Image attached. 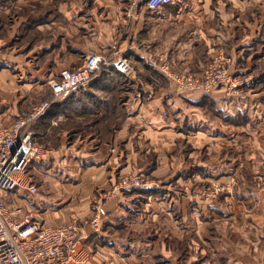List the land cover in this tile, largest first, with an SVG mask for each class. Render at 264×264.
<instances>
[{
	"label": "crops",
	"instance_id": "1",
	"mask_svg": "<svg viewBox=\"0 0 264 264\" xmlns=\"http://www.w3.org/2000/svg\"><path fill=\"white\" fill-rule=\"evenodd\" d=\"M257 1L151 9L127 0H0V127L50 99L49 81L88 53L121 54L134 68L125 82L100 71L34 127L48 153L32 164L43 186L27 210L38 207L50 224L84 223L102 204L101 228L86 240L91 264H264V189L253 199L251 186L240 188L244 158L247 171L264 173V128L248 131L264 122L256 117L264 103L249 91L252 60L264 58L255 50ZM227 45L230 72L247 85L181 92L163 74L200 73ZM130 171L151 180L111 191ZM211 181L226 189L200 199L194 189Z\"/></svg>",
	"mask_w": 264,
	"mask_h": 264
},
{
	"label": "built area",
	"instance_id": "2",
	"mask_svg": "<svg viewBox=\"0 0 264 264\" xmlns=\"http://www.w3.org/2000/svg\"><path fill=\"white\" fill-rule=\"evenodd\" d=\"M141 2L156 9L172 0H127L131 6ZM230 68V56L225 50H218L200 73L164 69L163 74L181 92L198 90L210 94L222 83L236 88L244 82L239 76H232ZM104 69H112L127 80L132 79L135 72L129 59L121 54L88 53L79 67L61 69L58 77L49 81L50 99L33 104L21 111L8 126L0 127V264H91L92 255L86 240L101 228L102 216L106 212L102 204L95 202L91 216L84 223L71 219L63 224H50L38 207L24 210L9 200L11 195L38 191L29 170L34 162L46 158L48 149L36 139V124L53 101L87 85ZM148 183L146 174L130 171L117 177L111 191ZM223 188L220 183L203 184L195 189V194L210 199Z\"/></svg>",
	"mask_w": 264,
	"mask_h": 264
},
{
	"label": "rangeland",
	"instance_id": "3",
	"mask_svg": "<svg viewBox=\"0 0 264 264\" xmlns=\"http://www.w3.org/2000/svg\"><path fill=\"white\" fill-rule=\"evenodd\" d=\"M253 17L256 19V23L258 24L257 26H258V37L257 38H259V39H261V41L263 42V44H261L260 42H259V44H257V46L255 47V48H253V50L255 49L256 51H257V56H259V55H263L264 54V0H258L257 1V5H256V7H255V11H254V15H253ZM230 45H227L226 46V50H225V53L228 55V56H230L229 54H230ZM245 56V55H244ZM253 57L255 56V55H252ZM252 57V58H253ZM256 57V56H255ZM230 58H231V56H230ZM210 60H211V57H210V59L209 60H207V62H206V64H208V62H210ZM252 62H254V63H252L253 65H252V67L253 68H257L256 70V76L255 77H259V79L257 80V81H252V78H250V80H251V86H249L250 88H249V91L251 90V93H252V95H256L258 98V100L259 101H262L263 103H264V81H261V74H262V72H264V58H262V59H260V60H258V61H253L252 60ZM231 63H232V60H231ZM255 75V74H254ZM254 77V76H253ZM241 78V77H240ZM243 78V77H242ZM254 79V78H253ZM122 80V79H121ZM122 81H124L125 82V78H124V80H122ZM244 83L245 82H242L240 85H244ZM250 83V82H249ZM246 84V83H245ZM247 85V84H246ZM256 93V94H255ZM255 96V97H256ZM260 113H258V115H256V117L258 118V119H261L262 117H264V112H262L261 113V111H259ZM238 120V119H237ZM237 120H235V122H239V121H237ZM262 128H264V122H261L260 121V123H257L256 125H254V127H251V128H249L248 129V131H253V130H261ZM262 131H264V130H262ZM38 141V140H37ZM53 141H55L54 139H53ZM40 142V141H39ZM45 142V141H44ZM49 144V143H48ZM50 144H52V143H50ZM49 144V145H50ZM50 146H52V145H50ZM245 158L242 160V164H243V166L241 167L242 169H241V171H240V176H241V182H243V187L241 186L240 188L242 189V188H245V187H248V186H251L252 187V190H251V193H250V195L251 196H253V199H257L258 197H257V191H260L261 189H264L263 187H264V173H263V175H261V174H259L258 172L260 171H257L256 172V174L255 173H252V172H250V171H247L246 170V168H245ZM40 163H44V162H40ZM263 163H264V161H263ZM49 165L50 163H45V165ZM249 164H251L250 162H249ZM46 165V166H47ZM50 167V166H49ZM48 168V167H47ZM32 168L29 170V172H30V174L32 175V177H33V179H34V181H35V183H36V185H37V189H38V191L36 192V193H34V194H31V195H29V193H26V192H22L23 193V195L24 196H22V195H20L19 196V194H17V195H11L10 196V200H9V202L10 203H16V204H19V205H21L22 207H23V209L24 210H27V209H30V208H28L27 206H26V204L29 202H31V199L32 200H35L34 198L35 197H37L38 195H40V191H42L41 190V188H42V186H43V183L41 184V182H42V178H40L41 177V173L40 172H37V173H33L32 172ZM131 172H133V171H131ZM142 172V171H141ZM144 173V172H143ZM145 174V173H144ZM261 176V177H260ZM147 177H148V181L150 182V178H149V176L147 175ZM212 183H215V182H209V184H206V185H210V184H212ZM220 185H225V183H223V184H220ZM142 187V186H141ZM199 186H197L195 189H197ZM185 188V187H184ZM183 188V189H184ZM132 189V188H131ZM188 189L189 190H191L190 189V187H188ZM195 189H194V193H195ZM226 188H223V190H221V191H219L218 192V194H220L221 192H223L224 190H225ZM44 190V189H43ZM247 190H248V188H247ZM192 191V190H191ZM249 191V190H248ZM217 194V195H218ZM216 195V196H217ZM26 196H29L28 198L26 197ZM199 196V195H198ZM22 198H24V200L22 201ZM199 198L200 199H205V198H203V197H201V196H199ZM213 198H215V197H213ZM27 201H26V200ZM210 199H212V198H210ZM29 200V201H28ZM206 200H208V199H206ZM254 201V200H253ZM26 203V204H25ZM27 207V208H26Z\"/></svg>",
	"mask_w": 264,
	"mask_h": 264
},
{
	"label": "trees",
	"instance_id": "4",
	"mask_svg": "<svg viewBox=\"0 0 264 264\" xmlns=\"http://www.w3.org/2000/svg\"><path fill=\"white\" fill-rule=\"evenodd\" d=\"M261 76H262V77H261V81H264V72H262ZM258 79H259V77H254L253 81H257ZM49 109H50V108H49ZM49 109H48V111H49ZM48 111H47V113H46L44 116H46V115L48 114ZM44 116H43V117H44ZM43 117H42V118H43Z\"/></svg>",
	"mask_w": 264,
	"mask_h": 264
}]
</instances>
